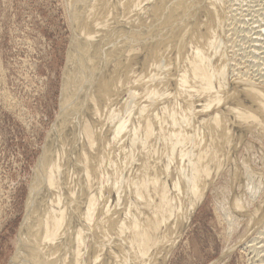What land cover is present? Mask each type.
Wrapping results in <instances>:
<instances>
[{
	"label": "bare ground",
	"instance_id": "obj_1",
	"mask_svg": "<svg viewBox=\"0 0 264 264\" xmlns=\"http://www.w3.org/2000/svg\"><path fill=\"white\" fill-rule=\"evenodd\" d=\"M66 2L59 119L9 264H164L220 176L228 232L264 261V0Z\"/></svg>",
	"mask_w": 264,
	"mask_h": 264
},
{
	"label": "rangeland",
	"instance_id": "obj_2",
	"mask_svg": "<svg viewBox=\"0 0 264 264\" xmlns=\"http://www.w3.org/2000/svg\"><path fill=\"white\" fill-rule=\"evenodd\" d=\"M66 1L0 0V264L16 252L30 185L59 119L74 34ZM238 151L241 159L245 148ZM223 180L195 205L164 264H264L240 244L242 225L228 232L221 207L232 185Z\"/></svg>",
	"mask_w": 264,
	"mask_h": 264
}]
</instances>
